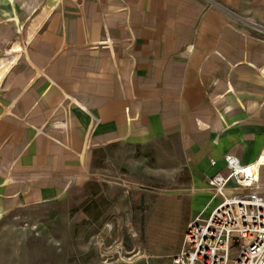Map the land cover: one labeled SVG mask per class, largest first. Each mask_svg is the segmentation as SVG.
Here are the masks:
<instances>
[{
    "label": "crops",
    "instance_id": "crops-1",
    "mask_svg": "<svg viewBox=\"0 0 264 264\" xmlns=\"http://www.w3.org/2000/svg\"><path fill=\"white\" fill-rule=\"evenodd\" d=\"M263 28L264 0H0V220L63 202L101 148L157 140L206 217L224 155L264 153Z\"/></svg>",
    "mask_w": 264,
    "mask_h": 264
},
{
    "label": "rangeland",
    "instance_id": "rangeland-1",
    "mask_svg": "<svg viewBox=\"0 0 264 264\" xmlns=\"http://www.w3.org/2000/svg\"><path fill=\"white\" fill-rule=\"evenodd\" d=\"M173 150L164 140L101 148L63 202L0 220V264H148V254L176 251L205 212L188 216L193 189Z\"/></svg>",
    "mask_w": 264,
    "mask_h": 264
},
{
    "label": "built area",
    "instance_id": "built-area-1",
    "mask_svg": "<svg viewBox=\"0 0 264 264\" xmlns=\"http://www.w3.org/2000/svg\"><path fill=\"white\" fill-rule=\"evenodd\" d=\"M223 158L225 170L208 178L219 203L187 223L169 264H264V190L253 170L258 160L244 164L231 153Z\"/></svg>",
    "mask_w": 264,
    "mask_h": 264
},
{
    "label": "bare ground",
    "instance_id": "bare-ground-1",
    "mask_svg": "<svg viewBox=\"0 0 264 264\" xmlns=\"http://www.w3.org/2000/svg\"><path fill=\"white\" fill-rule=\"evenodd\" d=\"M22 49V48H21ZM264 164V153L261 155V157L258 159V162L254 164V168L253 170L255 171V173L259 174L260 172V166Z\"/></svg>",
    "mask_w": 264,
    "mask_h": 264
}]
</instances>
